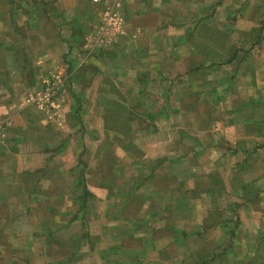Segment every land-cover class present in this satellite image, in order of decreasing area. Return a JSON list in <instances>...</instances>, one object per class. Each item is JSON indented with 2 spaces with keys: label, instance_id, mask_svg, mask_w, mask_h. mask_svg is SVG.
<instances>
[{
  "label": "crops",
  "instance_id": "crops-1",
  "mask_svg": "<svg viewBox=\"0 0 264 264\" xmlns=\"http://www.w3.org/2000/svg\"><path fill=\"white\" fill-rule=\"evenodd\" d=\"M63 2L67 8L64 15L74 13L79 18L82 12H72V4L93 6L103 16L101 19H107V27L102 30L99 26L93 32L86 30L83 38L87 37V41L72 42L76 35L70 32L77 20L68 19L64 22V31L69 32L65 39L57 41L50 38V33H40L41 46L37 50L44 47V51L36 50L32 54V50L29 57L10 51V43L0 39V264H99L101 256H107L105 264H264V88L258 84L260 67H252L254 71L246 76L248 84L239 86L246 75L244 70L239 77H233L234 82L237 80L234 85L222 88L228 79L223 64L229 61L230 45L220 44L218 51L214 50L211 38L197 42V29L192 31L188 24L181 26L179 20L146 27L144 15L153 14L154 9L151 0ZM31 4L22 11L28 17L22 26L26 28L23 32L28 47L34 49L40 31L39 9ZM109 5L115 7L112 12ZM40 9L46 15L49 12ZM164 13L158 16L161 20L168 17ZM127 14L135 17L134 20H129ZM5 18L3 11L0 19ZM210 30H213L211 25L204 24L200 32ZM181 32L189 34L180 36ZM144 37L148 40L144 41ZM134 40L140 43L139 52L127 48ZM67 44H73L67 47L74 56L71 52L68 56V49L65 52ZM121 45L126 48L127 63L135 65L127 72L135 75L144 69L145 75L159 81L158 91L172 96L171 101L157 104L153 109L158 114L164 106L170 109L172 121L158 115L155 120L149 117L145 124L153 129L144 135V161L142 158L138 161L142 177L139 183L137 179L134 183L126 179L131 143L117 136L116 131L119 125L128 128L127 119L110 122L114 133L108 144L113 150L110 160L114 163L104 167L105 141L79 139L78 128H83V121L65 127L66 133L63 128L53 126L49 118L57 113L56 103L50 88L43 90V82L54 81L57 91H61L72 74L78 75L92 62L91 53L98 48L116 49ZM260 53L262 58L264 40ZM112 56L107 66L116 70V55ZM99 62L104 64L101 59ZM171 62L176 68L185 65V69L171 77L164 71L165 64ZM213 62L218 64V70L205 67L198 72V63ZM93 74L101 75L98 69ZM167 80L175 82L166 89L161 81ZM186 81L192 88L185 86ZM198 84H201L199 89ZM196 89L204 94V103H212V107H195ZM115 90L108 95H119L118 89ZM72 104L70 111L74 110ZM196 110L201 111L200 116L195 114ZM165 120L169 122L164 124ZM78 147L80 151L75 152ZM53 160L58 163L54 164ZM68 161L73 165L71 168ZM102 168H106L112 181L106 184L101 179L99 184L91 185L88 177L102 176L96 171ZM73 174L74 181L69 180ZM116 179H126L128 195H133V190L126 185L135 184L133 188L137 190L132 198L127 199L126 195L123 200V187L113 182ZM84 187L91 196L85 210H81ZM72 191L74 198L68 199ZM96 201L98 205H94ZM118 201L123 206L126 203L127 207L137 206L134 212L122 216L126 230L122 240H117V233H113L112 240L103 243L106 233L101 228L91 230V219L84 225L81 222L82 233L81 226L68 224L69 217L74 222L80 221V214L92 205L94 211L102 207L113 214ZM111 214L101 216L104 220H114L113 225L109 220L108 237L119 222ZM104 230L107 232V228ZM86 239L98 241L99 246L83 248ZM128 240L142 242V249L119 250Z\"/></svg>",
  "mask_w": 264,
  "mask_h": 264
},
{
  "label": "rangeland",
  "instance_id": "rangeland-1",
  "mask_svg": "<svg viewBox=\"0 0 264 264\" xmlns=\"http://www.w3.org/2000/svg\"><path fill=\"white\" fill-rule=\"evenodd\" d=\"M44 2V4L40 2ZM0 0V18H2L3 11L6 14L5 19H0V39H5V42H9L11 45L10 51L15 50V53L19 51V54H24L25 56H30L32 50V54H35L38 47H40V40L41 34L50 33V38L53 40H57L59 38L65 39L69 34V32L64 31V22L68 19L77 20V24L74 25V29L72 32H70V35H76L74 39H72V42L74 41H87L88 38H83V32L86 30H91L92 32L95 31V29L98 30L99 26L100 29L104 30L107 27V19H101L103 18L102 15H100L98 9H95L93 6L84 4H72L73 9L72 12L79 11L82 12V15L80 18L76 16V14L73 13V15L65 16L64 11H66V7H64V0ZM32 2L31 6L36 7L39 9L38 11V20H37V28L40 29L38 33V42L37 46L34 49H30L28 47L27 38L24 35V32L26 28L22 25H24L28 17L25 15H22V11L24 9H28L30 7L28 4ZM134 2V1H133ZM145 2V1H144ZM151 2L154 5V9L152 10L153 14L151 15H144V25L146 27L152 26L153 28L156 26H159L160 24H164L167 22H172L179 20V24L182 26L183 24H188L189 28L197 29V33L195 34L197 42L205 41L211 38L212 45L214 46V50H219L220 44L225 45V43L229 44V61L227 63H224L223 66L225 67L227 73V80L222 83V88L229 87L233 83H236L237 80L234 82V79L239 77L244 70L246 72L245 77L240 81L239 86H244L245 83L248 84V77H246L249 72H253L252 67H260L259 71V77H258V84L259 87L261 86L264 88V56L261 58L260 53V46L262 41L264 40V0H151ZM77 3V2H76ZM136 4V3H134ZM74 7H78V9H74ZM44 8L48 10V14H44V12L40 9ZM65 8V10H64ZM70 9V8H69ZM108 9L113 11L115 9L114 5L108 7ZM159 10V11H158ZM160 10H162L160 12ZM21 11V13H20ZM10 14H7V13ZM165 12V13H164ZM193 12L196 13V16H193ZM41 13V14H39ZM145 13V9H144ZM166 14L168 17H166L165 20H161L158 16ZM129 20L133 19L135 17L129 16L127 14L126 16ZM132 17V18H131ZM139 20V19H138ZM15 21H17V24H13ZM176 23V22H175ZM139 24V23H138ZM205 25H211L213 30H210L208 32H200L201 29H204ZM148 25V26H147ZM175 25V24H174ZM22 26V28H21ZM104 29H103V28ZM145 27V28H146ZM202 27V28H201ZM150 28V27H149ZM188 32L185 34V32H181L179 35L188 36ZM192 35V34H191ZM205 35V39H203V36ZM70 37V36H69ZM91 37V36H90ZM89 37V38H90ZM85 39V40H84ZM148 40L144 37V41ZM58 41V40H57ZM134 40L133 45L128 46L129 51H133L131 49H134V52L140 51L138 50L140 43L136 42ZM26 46H24L25 44ZM54 43V42H53ZM14 44V45H13ZM23 44V45H22ZM71 44L66 45V50L68 51V56L70 55V52L73 51L71 48H68ZM15 46H18L15 48ZM73 46V44L71 45ZM114 47V46H113ZM8 48V49H9ZM42 49V50H41ZM38 49L37 52L44 51V47ZM56 45L54 44V49L56 50ZM201 49V48H200ZM224 49V46H223ZM126 48L124 45L116 46V49H105V48H98L94 53L90 54V64L87 65L84 69H81V72H78V75H71L70 79L64 84L61 91H57L56 85L54 86V81L50 83L43 82V90H46V88H50V93L52 95V100L55 101L56 104V110L57 113L50 119V121L53 123V126L58 127V129L63 128L65 131V127H68L70 124L75 125V122L80 121L83 123V128H78L79 132L77 133V136L80 138L85 137L86 141L90 139H97L102 138V141H105V143L102 145L103 150L105 152L104 157V167L108 166L110 162H113V160H110V154L113 153V150H111L110 145L108 144V138H110V135H113L114 129H110V122L113 120L118 121H124L128 120V128L126 126L117 127V136H119L122 139H127L131 143V158H130V164H128L127 169V180L128 183H134L133 181L141 182V178L139 176V171L141 169V165L139 164V159L142 158L144 161V135L149 133L150 130L153 128L146 127L147 119L150 117V119H158L162 116V118L170 119V122L172 121L173 117H170L172 112L170 109L163 107L161 109V113L153 112V109L155 110L156 105L163 104L165 101H169L172 99L171 95L164 96V94L157 89V83L159 82L157 79L150 78V76H147L144 74V69L139 72V74L131 75L127 72V69L130 66H135L134 64H128L127 58L125 57ZM60 51V49L58 50ZM76 52V50H74ZM57 52V51H56ZM56 52L52 53L55 54ZM83 50L81 51V55H83ZM71 55H75V53L71 52ZM13 54V53H11ZM31 54V55H32ZM93 54V55H92ZM115 54L114 58V65L118 69L109 68L107 66L108 60L113 57L112 55ZM218 54V52H216ZM80 58V57H78ZM70 60H73V57H69ZM97 59V60H96ZM104 61V64L99 62V60ZM201 57L198 56V61H200ZM96 63V64H95ZM249 65V66H248ZM86 66V65H85ZM213 68L212 70H218L219 66L216 63L203 64L198 63L197 70L198 72H201L200 70H203V68ZM246 67V69H245ZM95 69H98L101 73V75H95L93 74ZM185 69V65H182L180 67L176 68V65L172 62L169 64H165L164 71L169 72V76H173L174 72L183 71ZM115 71V72H111ZM215 72V71H214ZM236 74V75H235ZM234 77V79H233ZM230 78V79H229ZM164 85V87H168L170 84V87H172V84L175 82L174 80L170 81H161ZM165 82V84H164ZM230 82V84L228 83ZM232 85V86H233ZM51 86H53V89L51 90ZM185 86L192 88V84L188 81L185 82ZM214 86V84H213ZM220 86V88H221ZM169 87V88H170ZM215 87V86H214ZM56 88V90H55ZM160 88V86H159ZM197 89L201 88V84H198ZM64 89V92H63ZM101 89V90H100ZM115 89H118V94L116 97H113L108 95V93L111 92V94L114 92ZM167 89V88H166ZM196 89V91H198ZM72 90H74L76 93H72ZM116 91V90H115ZM71 92V93H70ZM158 92V93H157ZM76 99L74 98V95ZM107 94V95H106ZM177 100L179 97H176ZM204 94L197 92V95L193 97V100L195 101L196 108H200L201 106L204 109H209V106L212 103H204ZM211 99L214 100L215 97L211 96ZM53 101V102H54ZM171 101V100H170ZM74 106V110L70 111V105ZM128 103V104H126ZM59 104V105H57ZM125 105H130L129 107ZM166 105V104H165ZM212 107V106H210ZM151 109V110H150ZM165 110V112H164ZM168 111H170L168 113ZM165 113V114H164ZM197 116H200L201 111L196 110ZM166 116V117H164ZM167 119V120H168ZM175 119V118H174ZM166 122H163L164 124H167ZM122 125V124H121ZM55 127V128H56ZM121 128V129H120ZM66 133V131L64 132ZM170 137H172L170 132H167ZM73 136V135H72ZM77 137V138H78ZM169 137V136H168ZM78 147L75 149V152L80 151ZM86 149V148H85ZM139 156V157H138ZM135 158V159H134ZM54 164H57L58 162L56 160H53ZM132 161V162H131ZM136 161V162H134ZM91 162V161H90ZM87 163V162H86ZM114 163V162H113ZM73 165L69 164L68 161V167L71 168ZM142 168L144 169V162L142 164ZM101 167H103L101 165ZM117 167H124L118 165ZM126 170V168H125ZM73 171V170H71ZM102 174V176L96 177L93 176V178L88 177V182L93 185L95 182L99 184L100 180L102 179V182L109 183L112 181L110 179V176L106 172V168H102V170H96ZM142 173V171H141ZM74 175V174H73ZM102 177V178H101ZM100 178V179H99ZM69 180L75 179L74 176H69ZM125 180H117L114 183H118L119 186L122 185L123 190V200L124 197L127 195V199L132 198V196L136 193L137 188H133L135 184L133 185H126L129 190H133V195L128 193H125V183L127 182ZM136 183V182H135ZM144 184V183H143ZM130 191V192H131ZM68 199L74 198L73 195H75V192H69ZM73 194V195H72ZM101 197H103V192H101ZM132 195V196H131ZM38 197V196H37ZM100 199V198H99ZM103 199V198H101ZM62 201V200H61ZM99 202H94V205H98ZM137 203V202H136ZM106 205V203H103ZM127 204V203H126ZM124 204L121 205V203L118 201L117 209L113 210V214L108 212V208H102L100 207L99 210H95L92 207L89 210H86L85 213L80 214L81 220L78 222H74L70 219L68 224L75 225L80 228L81 226V233L84 231V223H86L88 220L91 219V230L101 228L103 229V236L105 237L103 240V243H107L108 240H112L113 233H117V240H122L125 238L126 230L123 229L122 225V216L126 213L134 212L137 209V206L133 207H127V205ZM139 204V203H138ZM137 204V205H138ZM95 207V206H94ZM97 208V207H95ZM103 212L106 214L104 215ZM95 213V214H93ZM103 214V215H102ZM107 214L115 215L116 220H119V222H116V228L113 232V229H111L112 235L108 237V223L109 220L112 223L114 220L108 218L104 220L101 216H106ZM103 219V221H102ZM83 225H82V223ZM103 224V225H102ZM107 228V232L104 230ZM121 229V230H120ZM123 229V230H122ZM87 230V228H86ZM74 243V241H72ZM70 246L74 249L73 244L69 243ZM142 242H139L138 240H128V242H125L123 244V248H118L122 252L126 251H132L133 249L139 250L142 249L141 247ZM104 245V244H103ZM98 241L94 240H84L83 248H95L98 247ZM105 246V245H104ZM126 247V248H125ZM107 256H101V260H99V264H105ZM117 259V258H116ZM121 259H124L121 258ZM119 261V260H118Z\"/></svg>",
  "mask_w": 264,
  "mask_h": 264
},
{
  "label": "trees",
  "instance_id": "trees-1",
  "mask_svg": "<svg viewBox=\"0 0 264 264\" xmlns=\"http://www.w3.org/2000/svg\"><path fill=\"white\" fill-rule=\"evenodd\" d=\"M89 196H91L89 189L87 187H84L83 194L80 197V201H81L80 209L81 210H85V206H86L85 204Z\"/></svg>",
  "mask_w": 264,
  "mask_h": 264
},
{
  "label": "built area",
  "instance_id": "built-area-1",
  "mask_svg": "<svg viewBox=\"0 0 264 264\" xmlns=\"http://www.w3.org/2000/svg\"><path fill=\"white\" fill-rule=\"evenodd\" d=\"M112 6H113V5H112ZM110 12H112V10H111Z\"/></svg>",
  "mask_w": 264,
  "mask_h": 264
}]
</instances>
